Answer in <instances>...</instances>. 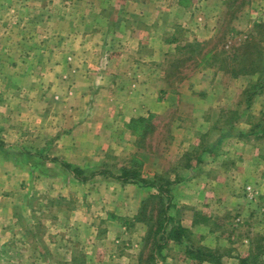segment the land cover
I'll list each match as a JSON object with an SVG mask.
<instances>
[{
  "label": "rangeland",
  "instance_id": "rangeland-1",
  "mask_svg": "<svg viewBox=\"0 0 264 264\" xmlns=\"http://www.w3.org/2000/svg\"><path fill=\"white\" fill-rule=\"evenodd\" d=\"M221 1L217 35L199 41L188 36L203 24L193 17L196 0H0V147L29 169L13 185L0 264H264V189L245 186L257 206L199 241L174 202L169 171L181 173V157L148 173L160 142L174 137L170 126H194L178 114L193 106L190 96L210 113L202 147L245 129L256 132L248 142L264 144V74L255 86L258 73L233 71L264 68V0ZM187 79L184 104L172 102L171 115L152 112ZM230 147L223 158L236 155ZM201 152L204 161L212 156ZM123 169L160 187L122 181ZM163 208L173 221L156 231ZM178 220L187 232L171 240ZM242 240L245 256L227 261L242 253Z\"/></svg>",
  "mask_w": 264,
  "mask_h": 264
},
{
  "label": "crops",
  "instance_id": "crops-1",
  "mask_svg": "<svg viewBox=\"0 0 264 264\" xmlns=\"http://www.w3.org/2000/svg\"><path fill=\"white\" fill-rule=\"evenodd\" d=\"M222 2L223 1H221L220 5L217 7V3L219 4L218 0H196L195 6H197V10L193 17H202L203 24L197 29L196 34L190 32V34H188L189 38L206 41L217 35L220 17L225 7ZM250 3H252V1H250ZM261 6V10L264 11V4L262 3ZM191 20L192 18L190 17V22ZM152 70H156L155 65L152 67ZM183 82L184 80L172 86L171 92L176 94H170V96L166 98L165 103L160 102L159 105L161 106L162 104V109L160 107V110H152V112L160 116L162 114L166 116L171 115L169 107L173 104L172 102L183 103L184 100L182 102V97L184 96L186 99V97L190 95L188 94V87L191 85V81L187 79V85L184 83L185 85L181 86ZM155 83L156 72L153 73L150 84L154 85ZM152 96H155V92ZM190 97L196 99L194 103H192L193 106L190 105L192 107L189 109L182 108L178 114L182 119L185 117L194 119V126L191 123L182 124V122L178 124L182 125L177 128L170 126V134L174 135V137H170L169 142H160V148L150 157L152 160L150 163L152 169L148 171V173L154 174L158 172L162 159L163 161L165 160L164 164H166V166L170 165V168H172L175 159L181 157V159L177 161L179 162L178 165L181 168V173H175L173 169L169 171V173H174L171 174V178L176 177L174 178L176 186L174 190V202L176 203V207H180L183 211L182 217H184V220L182 218L180 221L181 224L189 227L192 232L197 233L198 240L202 241L201 239H203L206 234H215V229H220L221 223H226L229 226L232 221L235 222L238 219L234 218L236 215H244L256 205V202L248 199L250 196L244 191V187L251 183L256 190L264 189V144L263 141L258 143L253 142L252 139L248 142L246 137L250 138L252 136L251 134L256 132L252 129H245V131L237 132V134L232 135L230 138L224 137L229 135V133H227L224 136L218 137L211 145L202 147V132H204L203 129L208 121L207 119L210 113H208V117L204 116L205 113L201 109V100L199 101L197 96ZM169 98H171L170 101H168ZM155 99L154 97V104ZM3 130L5 132L7 128L5 127ZM7 132L8 136L5 135L7 140L5 138L3 142L8 144L13 138L11 139V131L10 133L9 131ZM91 133L93 132H88V134ZM89 138L91 143L92 138ZM15 139L17 138L15 137ZM227 142L231 144V151H234L236 154L232 158H223L224 154H222L221 148H223ZM203 149L212 153L209 160H203L201 152ZM197 150H200V153H197ZM193 153L194 155H192ZM247 156L250 158H247ZM68 162L73 163L71 161ZM90 162L91 160H89L88 163L85 161L80 164L79 162L74 164L84 165L86 163V166H88ZM254 172H256V176L253 179L251 175H253ZM28 174L29 169L27 163L15 162L12 158L8 157L7 153L0 147L1 237L5 235L6 228H3V226L6 225L5 222L8 218L12 217L13 203L11 202L12 198L10 196L16 195V193H14L16 188H14L13 185L17 182L21 183V180H25ZM172 175L174 177H172ZM71 178L74 179L73 176H71ZM116 180L120 182L117 178ZM1 188L6 191L3 192ZM245 219L247 222L249 221L248 218ZM214 223L215 225H213ZM141 234H143V232ZM245 242L246 240L237 242L240 244L239 251H242V253L232 250L230 253L231 255L228 253L223 257L227 261L231 260L232 262L233 260H238L239 257H244L246 254ZM221 262H223V260Z\"/></svg>",
  "mask_w": 264,
  "mask_h": 264
},
{
  "label": "trees",
  "instance_id": "trees-1",
  "mask_svg": "<svg viewBox=\"0 0 264 264\" xmlns=\"http://www.w3.org/2000/svg\"><path fill=\"white\" fill-rule=\"evenodd\" d=\"M264 41V36L263 38H259V41ZM254 53V52H253ZM256 53L259 55V53L256 51ZM221 54V53H220ZM251 54V52H250ZM255 55V53H254ZM255 57L258 58L257 55H255ZM255 59H253V56L251 57V62H254ZM259 65H256V64H251V67H244V66H237L235 69H233V71H237L235 72V74H238V73H243V74H254V73H258V78L256 80V82L254 83L255 86L257 84H262V77H263V74H264V68H259L258 67ZM254 68V69H253ZM225 69V68H224ZM249 69H251L250 71H248ZM227 71V70H226ZM232 71V70H231ZM257 83V84H256ZM254 91L253 90H250L248 91V94H247V99H250L253 95H254ZM262 126L264 127V121H263V124ZM264 130V128H263ZM135 165V164H134ZM66 167H69V165H65ZM78 171L79 169L78 168H73L72 169V172L74 173V175L78 174ZM139 173L136 171V169H123V171H121L120 173V180L122 181H126V180H133L134 182H140L142 183L143 185H148L149 187H153V186H157L158 188L160 187V185L158 183H156L155 179H149V180H146V179H142L139 177L138 175ZM86 179V178H84ZM163 215H164V218H163V221L160 223V225L158 226V229L156 231H160L161 228L163 227H166L167 224L169 223V221H173L172 218L170 217H166L164 213H166V208H163V211H162ZM177 225L174 227V229L172 230L171 232V235H169V239L171 240H176V241H180L183 239L184 237V234L187 232V230L179 223V220L177 221ZM162 240L161 238L158 239V241ZM161 242V241H160ZM159 244V245H158ZM164 244H167V242H165ZM157 247V246H160V243H157L156 241L154 242L153 244V248H152V251L155 249L154 247ZM162 246V245H161ZM188 257L190 258H194L193 256V253L190 251L188 252ZM151 261H153V257H151ZM243 261V260H242Z\"/></svg>",
  "mask_w": 264,
  "mask_h": 264
}]
</instances>
